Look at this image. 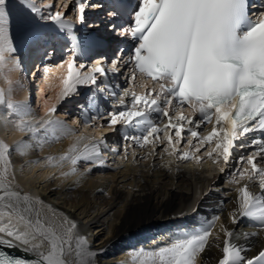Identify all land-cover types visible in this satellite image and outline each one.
Returning a JSON list of instances; mask_svg holds the SVG:
<instances>
[{
	"label": "bare ground",
	"instance_id": "bare-ground-1",
	"mask_svg": "<svg viewBox=\"0 0 264 264\" xmlns=\"http://www.w3.org/2000/svg\"><path fill=\"white\" fill-rule=\"evenodd\" d=\"M42 1L29 0V3L39 7L42 13L41 7L44 5ZM76 2L78 5L80 0ZM83 2L85 3V0ZM102 3L92 1L90 5L86 4V10H90V7L97 9ZM6 11L8 22L5 20L4 29L5 32L8 30V35L11 37L10 42L15 47V55L6 53L4 60L0 62V93H3V100L0 102V144L7 145L9 148L6 154L7 159L0 160V196H3L5 192H17L21 197L27 196L29 199L21 202V211L24 212L27 209L26 215L33 221L38 219L45 229L52 228L58 232H66L68 225L64 223L65 218L76 224L70 242H60L62 248L61 259L64 264H81L82 258L78 254V247L81 246L77 243L79 238L86 241L82 247L87 248L92 253L89 260L93 264H159L158 257L150 253H155L161 247L170 246L177 239L199 235L205 230H210L208 244L205 251L198 256L196 264H218L223 255L222 249L226 239L235 246L245 248L244 255L248 258L264 251L263 237L234 238L226 235V232H230L232 228L238 227L246 220L249 225L256 228L257 232L264 233V227L260 225L258 220L242 217L240 213L241 189L247 188L253 197L259 198L257 207L253 209V212L257 215L261 211V205L264 204V189L260 187V182H257L256 178H249L248 174L242 182L238 184L231 183L228 179L229 176L224 171L225 162L222 157L217 158V153L216 156L205 161V163L200 160L188 162L176 156H167V159H163V162L155 163L151 160L153 154L147 152L143 158L144 160L148 159L145 163H141L140 158L136 160L132 156L127 159L120 155L111 156L114 153V150H112L114 144L110 145L109 140H104V135L113 126L104 125L100 116V111H105V102L108 103L106 99V101L102 100L93 104V110L98 115L96 122H91V119L86 118L87 111L84 107L82 108L84 112L82 121L84 123L80 125V129L77 128L78 130L72 122L77 124V118H81V114L76 113V117L72 118V115L67 116L64 112L57 113L55 111L63 108L62 105L59 106L62 101L76 98L73 90L67 96L64 95L63 81L68 76L69 61L63 63L60 68L57 66L52 67V72H50L51 68L50 70L47 69L49 73H46L45 77L42 76V80L39 81L38 88H40V91L37 96L41 98L42 107L36 109L34 99L31 98V93L36 89L31 74L35 73V69L41 71L43 62L39 50L30 52V49L27 48L28 51L25 52L24 46L31 44L32 46L35 45V47L33 46L35 50L38 49L43 41L42 38V40L40 39L41 24L46 22L42 21V15L34 14L29 4L23 3L22 0H7ZM77 12L79 14V11ZM97 17V14L90 15V25H95L94 19ZM85 18L86 11L84 13ZM79 20L77 18V21ZM63 21L64 25L67 26L63 29L65 28L70 32L69 40H71V47H73L72 52L83 56V58H86L88 53L100 54L93 50L94 41L86 37L82 38L85 35L76 36V32L73 31L75 25L67 20L63 19ZM59 27L61 29L62 26L51 21V24L47 27L49 34L56 32ZM101 32L105 33L106 29L103 28ZM60 33V31L57 32V35ZM112 41L114 42V40ZM26 56L31 61L29 65H36L34 69L30 70V66L24 64ZM103 57L98 56L96 58V67L104 66V63H99L104 59ZM73 71L94 75L96 83H89L91 89L94 86L99 93L104 90V92L108 91L116 99L115 94L118 90L113 89L112 83L109 87L106 80L99 73H95L93 70L91 73L82 71L75 64ZM106 79L108 80L107 77ZM82 87L83 85L77 89H83ZM106 87H109V89L106 90ZM119 95H122L120 96L121 99L127 98V104L131 102L130 94L124 96V92H122ZM104 96H106V93ZM113 98H111V101L114 102ZM162 100L160 101L161 104H163ZM8 103L23 105L26 108L27 115H18L19 119L23 121L20 125L30 123L33 128L42 125V131L32 133L20 131L17 126H14L13 120L8 115L12 111L7 107ZM113 104L116 105L117 103ZM117 105V108H125L124 105ZM129 106L130 104L127 108ZM184 108V106L174 107L178 113H181V109ZM188 108L190 107L188 106ZM186 110L190 113V118L182 113L180 115L194 122L199 121L200 114L197 115L198 111L191 118L195 111L193 109L192 111ZM12 112L15 114L14 111ZM180 115H176V117ZM148 118L158 125L160 118L162 120V117L157 113H149ZM164 119L166 120V118ZM41 120H43L42 123H40ZM48 121H60L68 131L53 130L50 126L46 129L44 125ZM202 124L196 128V131L203 130V132L210 134L215 124V117H213V123H206L208 124L207 127H203ZM194 126V124H185V130ZM215 126L218 130L221 127V125ZM224 127H227V125H224ZM130 128L133 129L132 126ZM126 129H129V127L127 126ZM85 130L89 134L95 132L97 136H94L93 140L101 141L102 145H92L93 141L86 139L84 136ZM133 131L142 134V131L137 128ZM79 132H83L85 137L82 143H88L85 148L87 153L85 151L86 154H84L90 155L88 151H97L104 148L101 151L102 157L97 158L94 155L90 160L80 159V162L75 165L69 163V165H63L61 168L54 167L52 163L56 159L74 151V146L82 138L77 135ZM251 134L256 135L258 139L264 137V133L253 131L245 134L246 139L250 137L247 135ZM218 138L214 137V143ZM242 138L238 140H243ZM25 143L29 145L26 148L23 147ZM149 146L151 145H145L137 151L140 154L139 156L143 154L142 151L148 150ZM33 147H36L37 151L39 150L38 152L42 155H39V157H42L41 159H35L36 155L33 156L31 153L34 152ZM173 147L175 148L174 144ZM233 149L235 150L236 147ZM110 152L111 154H109ZM103 158H107L108 161L113 160L114 164H118L120 168L114 166L106 168L107 163ZM116 158H119L120 161H116ZM94 163L103 166L98 167ZM90 165L92 167H88ZM220 174L223 175L221 179L225 182L224 186L218 180ZM257 178L259 179L260 176L258 175ZM29 182L33 184L34 188L39 186L47 191V195L39 200L42 203H34L37 198H34L28 191ZM199 185L202 188L196 194ZM219 192L226 196L231 195L232 210L225 212L221 208L222 198ZM193 194H195L193 206L190 210H186V204L191 200ZM106 196L111 198L108 209L103 206H92L93 200H102ZM51 197L58 200L63 198L67 204L70 202L73 204L83 202L84 204L79 206L77 215L70 217L63 208H58L51 203ZM8 199L6 197L5 201H0V212L9 211L4 206ZM11 199L15 200L14 197ZM114 209H117V212ZM168 230L172 231L169 232ZM166 231H168L167 234ZM88 233H93L96 238L95 242L87 239ZM97 235L98 237H96ZM49 250L50 245L42 248L45 253ZM4 251H8L12 256L16 255L26 259L36 258L34 254L25 253L20 248H5ZM115 253H118V255L113 257Z\"/></svg>",
	"mask_w": 264,
	"mask_h": 264
},
{
	"label": "snow or ice",
	"instance_id": "snow-or-ice-1",
	"mask_svg": "<svg viewBox=\"0 0 264 264\" xmlns=\"http://www.w3.org/2000/svg\"><path fill=\"white\" fill-rule=\"evenodd\" d=\"M22 2L29 4L34 14L41 15L40 8L35 4H30L29 0ZM6 3L7 0H0V62L6 53L15 52L8 30L5 32L4 29L5 20L8 22ZM77 7L79 19L83 22L86 11L83 0ZM248 9L249 0H138L130 24L121 28L111 27L121 35L130 33L136 44L129 54L128 63L159 83L160 92L155 96L151 92L147 95L132 92L129 109L108 113L109 126L123 124L137 128L143 135H125L124 139L140 147L150 144L154 149L157 141L164 142L160 133L164 134L169 146L174 144L173 137L179 144L184 138L185 124L195 125L187 132L190 138H197L196 128L202 122L213 123L215 117L210 134L199 139L195 150L200 151V147L211 144L214 137H219L215 140V147L206 149L204 154L211 156L217 153V158L222 157L225 164L229 163L231 150L245 147L243 144L236 145V140L253 131L264 133V19L253 20ZM253 15L264 16V13ZM61 16L56 12L43 18L67 27ZM118 63V59L113 60L114 71H119ZM73 68L74 61H69L68 76L63 81L65 96L77 85L96 83L94 75L74 72ZM93 71L106 75L102 66L95 67ZM132 78H135L134 74ZM128 95L125 90L124 96ZM162 96L163 104L160 103ZM2 100L3 93H0V102ZM183 105L198 111L202 120L194 122L183 115H170L172 108ZM7 107L16 115H27L23 105L8 103ZM149 113L166 118V123L161 121L163 127L149 119ZM215 125H221L219 130ZM44 126L46 129L50 126L53 130L68 131L60 121H48ZM17 127L25 133L34 132V128L27 124H18ZM188 144L192 145L191 139ZM254 144L259 150L241 156L237 163L243 161L244 165L250 166V170L243 167L241 175L247 172L251 178L258 174L260 187L264 189V167H258L257 160V157L264 160V139H256ZM28 146L26 143L23 145L25 148ZM8 151L7 145L0 144V160L7 159ZM95 156H100L98 150ZM181 158L189 159V153H183ZM79 159L90 160L91 157L73 158V165ZM6 197L9 199L4 206L9 211L0 212V264H64L60 242H70L76 224L65 218L64 223L68 225L66 232L45 229L38 219L33 221L26 215L27 209L21 211V202L27 201V196L5 192L0 201H5ZM13 197L15 200L11 199ZM258 200L247 188L241 189L240 213L242 217L258 220L264 227V204L259 215L253 212ZM34 203L42 201L35 200ZM226 235L230 237L232 233L226 232ZM209 236L210 230H205L199 235L177 239L170 246L150 254L158 257L159 264H196L198 256L205 251ZM77 243L81 246L78 247L81 264H90L92 253L82 247L86 241L79 238ZM49 245L47 253L42 251ZM5 248H20L36 258L13 257L4 251ZM245 251V248L235 246L226 239L218 264H264V251L252 258L246 257Z\"/></svg>",
	"mask_w": 264,
	"mask_h": 264
},
{
	"label": "rangeland",
	"instance_id": "rangeland-1",
	"mask_svg": "<svg viewBox=\"0 0 264 264\" xmlns=\"http://www.w3.org/2000/svg\"><path fill=\"white\" fill-rule=\"evenodd\" d=\"M76 1H78V0H43L42 2L44 3V5L41 7L42 8V13H41L42 18L40 17L42 19V21L46 22V23L43 22L41 24L40 39L42 38L43 41H42L41 45L38 47V49L36 48V50H35V48H33V46L35 47V45L32 46L30 44L31 45L30 46L29 44H26V46H24L25 47L24 49H26L25 52L28 51L27 48L30 49L29 50L30 52L31 51L34 52V51H38L39 50L41 52L40 53L41 54L40 55L41 56V61L43 62L41 71H40V69H37V70L35 69V73L33 75L31 74L33 85H35L36 89H37V90L36 89L33 90V92L31 93L32 94L31 98L34 99V103H35L34 106L36 107V109H41V107H42V105L40 103L41 98L37 97L38 93L40 91V88H38V85H39V81L42 80V76L45 77L46 73L47 74L49 73L47 71V69L50 70V68H51L50 72H52V69L54 68V66H57V67L60 68L63 65V63H66L68 61L73 60L74 64L76 65V67L78 69H80L82 71H89L91 73V71L97 65V63H96L97 60H95V59L99 56V54L98 55H94L92 53L93 54L92 55V54L88 53L87 57L83 58V56H80V55L72 52L73 47H71L72 46L71 42H70L71 40H69L70 32L67 31L65 28L63 29V27H61V29L59 27L58 29H56L57 30L56 32H54V33H52L50 35L47 27L51 24V20L43 18V17H47V16H49V15H51L53 13L59 12V13L62 14L61 19L67 20L69 22H72L75 25V28L73 29V31L76 32V34H75L76 36H80L81 37V36L85 35L82 38L86 37V38L90 39L91 41H96L95 38L99 34L98 32H97V34L93 33V35H91V36H90V34H85V33L88 31V28H90V30L94 29V27L98 28V26L96 24L95 25H90L89 20H90V15L97 14L99 16L100 15L99 13H101V12H97L96 11L97 9L95 7H90L89 8L90 10H88V9H87L88 11L86 10V18L83 20V22H81L80 20L77 21V18H79L78 17L79 14L77 12L78 11V7H77V4H76L77 3ZM92 1H99V0H85V5L86 4L90 5V3ZM100 2L102 3V1H100ZM94 11H95V13L93 14ZM102 14H103V12H102ZM98 20L99 19H97V21ZM97 21H95L94 23H96ZM100 24L101 23H99V25ZM59 31L61 33L59 35H57V32H59ZM9 38H11V37H9ZM26 40H25V42H26ZM22 43H23V41H22ZM58 43L60 44V46L62 44V46L60 47ZM11 54L15 55V53H11ZM24 54H23V57H24ZM9 56H11V55H9ZM100 57H103V56L100 55ZM26 58H25L24 64H26L27 66H30V70L34 69L36 67V65H33V64L29 65V62H31V61L28 58V56H26ZM101 62L103 64V62H106V60L102 59V61H99V63H101ZM81 65H83V67H80ZM102 67L105 70L106 67H107V64L105 63L104 66L102 65ZM52 76H53V73H52ZM105 76L107 77L108 74L106 73ZM36 82H38V84H36ZM125 83L122 85V89L125 86ZM82 85H83V87H82L83 89H81V88L77 89L78 87H80ZM96 89L97 88H95L94 86H92V89H91V85H89V84H86V85L81 84V85L75 86L72 90L75 93V97L76 98H72V99H69L67 101H62L59 104V106L62 105L63 108H60V110L56 109L55 111L57 113L64 112V113H66L67 116H71L72 115V118L76 117V115H77L76 113L81 114V118H79L77 116L78 117L77 118V124L72 122L73 126L75 125L76 130H78V129H80V125L84 123L82 121V118L84 117V114H83L84 112H83L82 108L84 107L86 109V111H87L86 112L87 115H85L86 118L91 119V122H94V121L96 122L98 115L93 110V104H94V102L96 103V102H99V101H102V100H104V101L107 100L108 103L105 102L106 104L104 106V108L106 107L105 111H100V116H101L103 124L104 125L106 124L107 126H109V121L106 118L108 113H111V112H117L118 113V112H120L122 110L129 109V107L127 108V106L130 103L127 104L128 103V101H126L127 98L126 99H123V98L121 99L120 96H122V95H119V93H122L125 90L130 94V96H131L132 92H135L137 95H147L149 92H151L153 96H155L157 93H159V87L158 86H154L153 87V86H150V85H146L143 82L142 83L137 82L134 85V87H132V84L129 85V86L127 85L126 89L124 91H121V92H118L116 90L117 86L115 87V84H114L113 85V89H115L117 91V93L115 94L116 95V99L113 98L114 99V102H113V101H111L112 94L111 95L107 94L106 92H104L105 90L99 93V91H97ZM105 93H106V96H104ZM161 98H163V100H164L163 96ZM121 100L124 101L123 105H124L125 108H123V109L117 108L118 107L117 104H121ZM115 102L117 103L116 105L113 104ZM182 111H181L182 114H184L185 116L190 118V116H189L190 113L188 111H186L185 109H183ZM190 111H192V110H190ZM181 113H178L177 111H175L174 108H172L170 110V114H172V116H174V117H176V115H180ZM195 114H196V111L194 112L193 115H191V118ZM8 115H9V117H11V120H13L14 126H17V124L23 123V121L21 119H19V116L14 114L12 111H10ZM197 115H199V113H197ZM162 120L166 123V120L164 118H162ZM162 120L160 118V121L158 122L159 123L158 126H160V127H163L162 126L163 123H161ZM198 120L199 121L202 120V117H200V115H199V119ZM42 121L43 120H41L40 123H42ZM15 123H17V124H15ZM202 123H201L202 126L204 125L203 127H207L208 126V124H206L207 122H202ZM133 124H135V121H133ZM28 125H30V123ZM38 125H40V124H38ZM128 127H129V129H126L127 126H125L123 124H117V125H114L113 127H111L110 131L105 133V135H104L105 139L104 140H109L110 141V145L114 144V147L112 148V150L115 149V151H113L114 153L111 156L120 155L122 157H125L126 159L128 157L132 156L136 160L140 158V162L141 163H145V162L148 161V159L147 160L143 159L144 156L147 153H149L151 155L153 154V156L151 157V160L153 162H155V163L163 162V159H165V158L167 159V156H170V157L176 156V157L181 159L183 153H185V152L189 153V159H187L188 162L189 161L190 162H192V161L194 162L196 160H198V161L200 160L203 163H205V161H208L212 157L216 156V153H212L211 156H208V155L204 154L206 149L210 150L212 147H215L214 141L211 144H205L204 146L200 147V151H196L195 150V146L199 145V139H202V137L208 135L207 132H203V130L197 131L198 132V137L197 138H190L187 130H185L184 138L179 144L175 143L176 138L173 137L174 145H175V151H173V148H174L173 145L169 146L167 144V140L164 137V134L160 133V136H161L162 139H164V142L160 143L159 141H157L156 142L157 146L155 145L154 149H153L152 146H149L148 150H144V151L141 152V153H143V154H141V156H142L141 157V156H139L140 154L137 153V151H139L143 147L139 148L138 145H136L135 143H133L130 140L124 139V137H125V135H130V134H132L131 136L143 135V132L141 134L140 132L133 131V129H135V127H133V129L130 128L131 126H128ZM40 130L42 131V125H41V127L39 126V127H35L34 128V132H39ZM84 134H85L84 136L86 137V139H91L93 141V142L90 141V142L93 143L92 145H95V146H101L102 145L101 141L98 142L97 139L93 140V137L97 136L95 132L89 134V132H87L85 130ZM77 135L79 137H82V138L74 146L75 147L74 151H71L68 155H66L64 157L56 159V161L54 163H52L54 167L61 168V166H63V165H69V163L73 164L72 163V159L73 158H77V157H81V156H90V157H92V156L95 155L96 150H90V151H88L90 155H85L87 153L85 148H86V145L88 143L87 144H85L86 142L82 143L84 141L83 139L85 138L83 136V132H79V133H77ZM247 136L248 137L250 136V137L246 139V137L244 136L242 138L243 140L235 141L236 145L243 144V145H245V147H243V148L236 147L235 150L232 149L231 150L230 162L225 164V166H224L225 174L229 176L228 179H229V181L231 183L238 184L239 182H242L245 177H247L246 176L248 174L247 172H244L243 175H241V172L243 171V167H249V170H250V166L244 165L243 161H241L240 164L237 163V161L240 159V157L241 156H247L249 153H252L254 151H258L259 150L257 148V146L254 144V141L256 139H258V137L256 135H255L256 137L253 136V134L247 135ZM189 139H192V145L188 144V140ZM260 139H264V137H260ZM83 144H85V145H83ZM110 145H109V147H110ZM166 147L168 148V151H164V149ZM33 148H34L33 150H34L35 153L34 152H31V153L33 154V156L36 155V158L35 157L34 158L35 159H38V158L41 159L42 157H39V155L41 154L40 152H38L39 150L37 151L36 147H33ZM102 149H104V148H101V150H98L99 153H100L99 157H102V155H103L101 153ZM107 150H109V149L107 148ZM85 151H86V153H85ZM109 154H111V152ZM40 156H42V155H40ZM103 159L106 161L105 163H107L105 165L106 168L111 167V166H114L115 168H118V167L120 168V166L118 164H114L113 160L108 161L107 158H103ZM115 160L116 161H120L119 158H116ZM257 160L259 161L258 167H264V160H260V157H257ZM78 162H80V159H79V161H77V163ZM178 163H179V161H178ZM94 165H97L98 167L99 166H103L102 164L100 165L99 163H94ZM88 167H92V166L90 165ZM213 167H214V165H213ZM187 168H190V167H187ZM90 169H92V168H90ZM257 176H258V174L257 175H253L251 178H254V179L256 178L258 180L257 182H260L259 181L260 178L258 179ZM221 177H223V175H221V174L218 175V180L221 181L220 182L221 185L224 186L225 182L221 179ZM104 180L106 181V179H104ZM30 182H29V184L27 186V189L32 194V196H34V198H37L36 200H40L41 197H45L47 195V191H45L43 187H39V186L36 187L35 186L36 188H34L33 184L31 183L32 184L31 185ZM201 188H202V186L199 185L198 188H197L196 194L201 190ZM225 190H227V189H225ZM220 197L222 198L221 203H220L221 204V208L225 212H227L228 210H232L231 206H232V202L233 201H232L231 195L228 194V196H226V195L220 193ZM194 200H195V194H193L191 200L188 202V204H186V208H187L186 210H190L191 209V206H193ZM50 201L56 207L61 208V209L63 208L70 217H72L74 215H77L78 214L77 210L79 209V206L84 204L83 202H79L78 204H75V203L73 204V203L70 202V203L67 204V202H65V200L63 198H62V200H58L55 197H51ZM110 203H111V198L106 196L102 200H97V201L93 200L92 206H96V207L103 206L105 209H108L109 208L108 204H110ZM114 211L117 212V209H114ZM168 231L171 232L172 230L171 231L168 230ZM168 231H166V234L168 233ZM230 233H232V235L230 237H234V238H240V237H246V236H254V237H259V238L263 237L264 238V233L257 232L256 228L254 226H252V225H249L247 220L245 221V223H241L238 227L232 228V230H230ZM94 235H95V233H94ZM96 237H98V235ZM87 239L88 240L91 239L92 242L96 241V238H95V236H93V233H88V238ZM116 255H118V253H115L113 255V257H115ZM113 257H111V258H113ZM90 264H93V263H90Z\"/></svg>",
	"mask_w": 264,
	"mask_h": 264
}]
</instances>
